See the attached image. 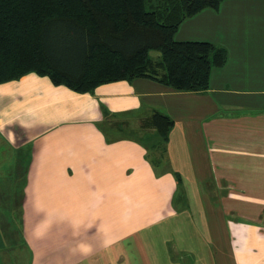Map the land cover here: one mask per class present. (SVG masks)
I'll return each mask as SVG.
<instances>
[{
	"label": "crops",
	"instance_id": "obj_1",
	"mask_svg": "<svg viewBox=\"0 0 264 264\" xmlns=\"http://www.w3.org/2000/svg\"><path fill=\"white\" fill-rule=\"evenodd\" d=\"M175 38L227 49L208 91L137 78L79 93L37 73L0 83V264H264V248L247 260L264 233L238 231L248 250H236L223 200L238 181L233 197L264 209V0H223ZM153 112L175 122L155 164L141 126Z\"/></svg>",
	"mask_w": 264,
	"mask_h": 264
},
{
	"label": "trees",
	"instance_id": "obj_2",
	"mask_svg": "<svg viewBox=\"0 0 264 264\" xmlns=\"http://www.w3.org/2000/svg\"><path fill=\"white\" fill-rule=\"evenodd\" d=\"M222 2L0 0V83L37 73L79 93L137 78L208 91L212 70L228 61L227 49L175 35L184 20ZM174 124L159 112L142 122L143 141L159 153L149 154L154 164L163 161Z\"/></svg>",
	"mask_w": 264,
	"mask_h": 264
},
{
	"label": "rangeland",
	"instance_id": "obj_3",
	"mask_svg": "<svg viewBox=\"0 0 264 264\" xmlns=\"http://www.w3.org/2000/svg\"><path fill=\"white\" fill-rule=\"evenodd\" d=\"M118 123L125 134H128L138 139L137 132L133 130V125H129L128 123L126 125L122 121H118ZM230 185L233 187L230 189L231 197H229V199L223 198V200L226 201L225 204H226L227 209H232L237 214V217L235 218H233L234 216L230 217L232 218L231 223H230L231 231H232V241H233V244L236 250L241 249L242 251L245 252V249L248 250L247 248L248 246H247V243L246 245L239 244V236L237 235L238 231H242V232L259 231V234L262 235L263 237L264 224H260L257 221L253 222L251 219H249V217L257 216L258 219H260L261 221H264V214H263V217H261V214H260V212L263 211L264 209H257V206L253 203L252 198L238 199V198L233 197L235 194H237V192L241 193L240 189H238L239 182L235 181L234 183H230ZM240 202H243V204H247L248 206H256V207L255 208H243V207H240ZM254 227H257V229H254ZM262 248H264V246L258 247L255 250L254 254L250 255L247 260L249 262H252L254 259L256 260L257 258H259V253ZM261 254H264V251H261Z\"/></svg>",
	"mask_w": 264,
	"mask_h": 264
}]
</instances>
